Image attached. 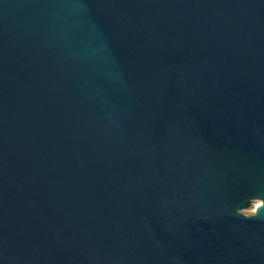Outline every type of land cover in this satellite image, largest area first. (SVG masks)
Segmentation results:
<instances>
[{
	"label": "water",
	"instance_id": "95a60500",
	"mask_svg": "<svg viewBox=\"0 0 264 264\" xmlns=\"http://www.w3.org/2000/svg\"><path fill=\"white\" fill-rule=\"evenodd\" d=\"M0 264H264V0H0Z\"/></svg>",
	"mask_w": 264,
	"mask_h": 264
},
{
	"label": "rangeland",
	"instance_id": "374dc122",
	"mask_svg": "<svg viewBox=\"0 0 264 264\" xmlns=\"http://www.w3.org/2000/svg\"><path fill=\"white\" fill-rule=\"evenodd\" d=\"M257 213H258V207L251 211L244 213V215L251 216V215H256Z\"/></svg>",
	"mask_w": 264,
	"mask_h": 264
},
{
	"label": "bare ground",
	"instance_id": "6f19581e",
	"mask_svg": "<svg viewBox=\"0 0 264 264\" xmlns=\"http://www.w3.org/2000/svg\"><path fill=\"white\" fill-rule=\"evenodd\" d=\"M262 206V205H261ZM260 207V206H259Z\"/></svg>",
	"mask_w": 264,
	"mask_h": 264
}]
</instances>
